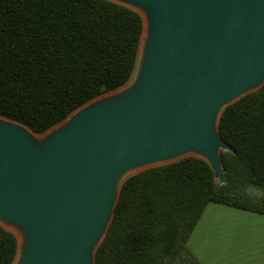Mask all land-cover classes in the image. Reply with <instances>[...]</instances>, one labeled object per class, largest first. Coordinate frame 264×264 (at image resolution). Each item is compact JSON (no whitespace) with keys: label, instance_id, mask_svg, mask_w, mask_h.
<instances>
[{"label":"water","instance_id":"1","mask_svg":"<svg viewBox=\"0 0 264 264\" xmlns=\"http://www.w3.org/2000/svg\"><path fill=\"white\" fill-rule=\"evenodd\" d=\"M111 1L144 21L130 86L47 134L0 115V225L16 264H97L133 174L199 157L224 185L221 151H236L220 117L264 86V0Z\"/></svg>","mask_w":264,"mask_h":264},{"label":"trees","instance_id":"2","mask_svg":"<svg viewBox=\"0 0 264 264\" xmlns=\"http://www.w3.org/2000/svg\"><path fill=\"white\" fill-rule=\"evenodd\" d=\"M144 33L111 0H0V115L46 133L134 78ZM219 130L236 151L220 154L227 182L199 157L126 178L97 264H199L187 243L209 204L264 214V86L226 107ZM18 253L0 225V264Z\"/></svg>","mask_w":264,"mask_h":264},{"label":"crops","instance_id":"3","mask_svg":"<svg viewBox=\"0 0 264 264\" xmlns=\"http://www.w3.org/2000/svg\"><path fill=\"white\" fill-rule=\"evenodd\" d=\"M187 247L199 264H264V214L211 203Z\"/></svg>","mask_w":264,"mask_h":264},{"label":"rangeland","instance_id":"4","mask_svg":"<svg viewBox=\"0 0 264 264\" xmlns=\"http://www.w3.org/2000/svg\"><path fill=\"white\" fill-rule=\"evenodd\" d=\"M136 76V75H135ZM135 76H134V78H132V80L127 84V85H125L124 87H122V88H120V89H118L117 91H123V90H125L127 87H129L130 86V84L134 81V79H135ZM99 98H101V97H99ZM48 133V132H47ZM46 133V134H47ZM37 136H40V135H37ZM253 194H260L261 193V191H259V190H250ZM18 233H19V231L18 230H16Z\"/></svg>","mask_w":264,"mask_h":264},{"label":"bare ground","instance_id":"5","mask_svg":"<svg viewBox=\"0 0 264 264\" xmlns=\"http://www.w3.org/2000/svg\"><path fill=\"white\" fill-rule=\"evenodd\" d=\"M9 228L13 229L12 227H9ZM19 236H20V235H19ZM20 239H22L21 236H20Z\"/></svg>","mask_w":264,"mask_h":264}]
</instances>
